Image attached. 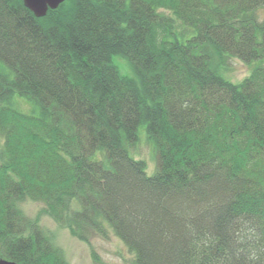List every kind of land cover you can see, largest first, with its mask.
I'll use <instances>...</instances> for the list:
<instances>
[{"label": "trees", "instance_id": "trees-1", "mask_svg": "<svg viewBox=\"0 0 264 264\" xmlns=\"http://www.w3.org/2000/svg\"><path fill=\"white\" fill-rule=\"evenodd\" d=\"M263 7L0 0V258L70 264L29 199L80 239L110 227L133 264H264ZM232 57L256 62L240 82Z\"/></svg>", "mask_w": 264, "mask_h": 264}, {"label": "rangeland", "instance_id": "rangeland-1", "mask_svg": "<svg viewBox=\"0 0 264 264\" xmlns=\"http://www.w3.org/2000/svg\"><path fill=\"white\" fill-rule=\"evenodd\" d=\"M261 18H264V7L259 10ZM114 63L124 75L133 73L131 64L121 56L114 57ZM256 62H245L237 57H232L226 65L223 75L234 81L240 82L248 76ZM25 110H30L28 103L22 104ZM140 141L132 149V155L143 159L147 165L148 174L156 170V160L152 144L146 140L145 126L139 129ZM3 137L0 135V145ZM25 213L36 220L45 228L53 238L55 244L60 246L70 264H133L135 255L128 249L124 241L119 238L110 227L108 232L102 235L96 231L88 234L87 239L75 236L69 227L59 224L44 210V204L40 201L25 200L21 202Z\"/></svg>", "mask_w": 264, "mask_h": 264}, {"label": "water", "instance_id": "water-1", "mask_svg": "<svg viewBox=\"0 0 264 264\" xmlns=\"http://www.w3.org/2000/svg\"><path fill=\"white\" fill-rule=\"evenodd\" d=\"M64 1L66 0H24V3L29 9H31V11L37 17H43L47 14L49 9H56ZM0 264H20V263L8 258H0Z\"/></svg>", "mask_w": 264, "mask_h": 264}]
</instances>
